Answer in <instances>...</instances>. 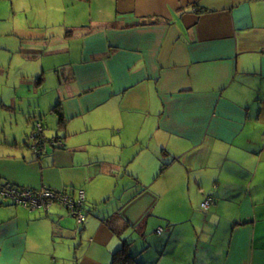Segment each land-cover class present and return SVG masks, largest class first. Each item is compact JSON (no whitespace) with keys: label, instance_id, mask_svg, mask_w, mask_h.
Segmentation results:
<instances>
[{"label":"crops","instance_id":"obj_1","mask_svg":"<svg viewBox=\"0 0 264 264\" xmlns=\"http://www.w3.org/2000/svg\"><path fill=\"white\" fill-rule=\"evenodd\" d=\"M48 1L36 32L0 42V190L83 192L93 218L0 198V264H113L140 242L156 264H264V0ZM36 123L64 148L35 155ZM122 172L137 186L94 208L96 178ZM158 184L171 205L122 215Z\"/></svg>","mask_w":264,"mask_h":264},{"label":"rangeland","instance_id":"obj_2","mask_svg":"<svg viewBox=\"0 0 264 264\" xmlns=\"http://www.w3.org/2000/svg\"><path fill=\"white\" fill-rule=\"evenodd\" d=\"M53 4L56 5L55 2ZM51 2L48 0H0V42L9 43V45L3 46L2 48H8L12 46L15 41L14 35L17 32L14 30L24 31V33L29 34L30 32H36L37 27L40 26L42 21L47 19L51 9ZM55 9H58V12L61 11V8L55 6ZM61 14L64 15V11H61ZM14 38V39H13ZM2 40V41H1ZM5 83V81H4ZM3 83V84H4ZM6 93V92H5ZM8 94V93H6ZM93 154V152H91ZM80 156V155H79ZM82 157L85 155H81ZM105 160H108L109 157L107 154H103ZM107 169L108 165L104 162L98 167H90L89 171L93 172L94 170ZM126 175L124 172L117 174H100L96 181L100 182L103 185L104 193H106L105 198H109L108 201L105 199L102 202L94 204V208H97L100 211L114 212L117 209L119 204V199L123 198L125 190L129 187L137 186L135 181H130L123 184ZM129 184V185H128ZM148 189L147 193L143 198H136L130 205H127L122 215L128 218V213L133 214L135 217L134 221H139L143 215H149L153 212L157 213L165 209L166 205H171L174 202L175 198H157L158 192L162 190L161 184L154 186H145ZM138 188L135 189V191ZM134 191V192H135ZM96 205V206H95ZM87 213V210H86ZM91 216V215H90ZM88 218L92 220V218ZM147 217V216H146ZM133 234V238L138 239L139 236L133 230H126L122 239L127 238ZM139 248H142V243L138 244ZM157 257L154 255L153 260H156Z\"/></svg>","mask_w":264,"mask_h":264},{"label":"built area","instance_id":"obj_3","mask_svg":"<svg viewBox=\"0 0 264 264\" xmlns=\"http://www.w3.org/2000/svg\"><path fill=\"white\" fill-rule=\"evenodd\" d=\"M42 132L43 127L38 123L35 126L34 133V136L38 138L37 142H41L44 139ZM0 198L13 202L25 209L43 210L45 212H48L54 204L59 203L69 208L79 223H84L86 220V214L84 213L85 195L83 192H81L78 199H75L63 191L48 188L41 190L19 189L12 185H5L0 190ZM212 204L213 201L209 200L203 205V208L207 210Z\"/></svg>","mask_w":264,"mask_h":264},{"label":"trees","instance_id":"obj_4","mask_svg":"<svg viewBox=\"0 0 264 264\" xmlns=\"http://www.w3.org/2000/svg\"><path fill=\"white\" fill-rule=\"evenodd\" d=\"M54 112L55 113H57V115H58V117H59V119H60V121H62L63 119H64V116H63V113H62V111H61V109L57 106V108H55V110H54ZM38 123H36V125H37ZM41 124V123H40ZM35 125V126H36ZM42 125V127H43V132H42V136H43V138H44V140L45 141H47V145H46V147L48 146V144L50 143H52L53 144V146H56V147H58V148H64V146H63V144H62V141H60L59 139L58 140H55L54 142H52V141H48L46 138H45V136H44V130H45V127H44V125L43 124H41ZM47 149V148H46ZM166 165H168V163H165V166ZM209 200H211V201H213V204L211 205V207L215 204V200H214V198L213 197H208V198H206L205 199V201L201 204V210L202 211H207V210H209V209H207V210H205L204 208H203V205L207 202V201H209ZM12 203V205H14V206H19V205H16L15 203H13V202H11ZM59 204V203H58ZM62 205V204H61ZM65 206V205H64ZM19 207H21V206H19ZM66 207V206H65ZM67 208V207H66ZM68 209V211L71 213V211H70V209L69 208H67ZM26 210H29V209H26ZM31 211H34V210H31ZM47 212V211H46ZM49 212V211H48ZM84 213H85V208H84ZM86 214V213H85ZM71 215H73L72 213H71ZM74 216V215H73ZM74 218L77 220V218L74 216ZM87 218H88V216H87V214H86V220H87ZM119 219H120V217H119ZM86 220H85V222H86ZM121 221H123V220H121ZM121 221H117V219L116 218H112V219H110L109 218V223L113 226V228L115 229V231H116V233H118L119 231H120V227H121V225H120V222ZM77 222H78V220H77ZM84 222V223H85ZM79 223V222H78ZM84 223H79V224H84ZM162 231L161 230H159L157 233L160 235V233H161ZM158 243V242H157ZM129 244H127L125 247H123L122 249H120V250H118L115 254H114V256H113V264H156V260H153V258H154V253L153 252H151V253H149L148 255H146V256H143V254L146 252V251H148V248L146 249V250H144V249H140V251H133L134 253H132V252H130L129 251ZM137 250V249H136ZM139 250V249H138Z\"/></svg>","mask_w":264,"mask_h":264},{"label":"water","instance_id":"obj_5","mask_svg":"<svg viewBox=\"0 0 264 264\" xmlns=\"http://www.w3.org/2000/svg\"><path fill=\"white\" fill-rule=\"evenodd\" d=\"M32 139L34 140V145L31 147V149L35 151V155L40 157L47 148V141L43 139L41 142H37L38 138L35 136H33Z\"/></svg>","mask_w":264,"mask_h":264}]
</instances>
